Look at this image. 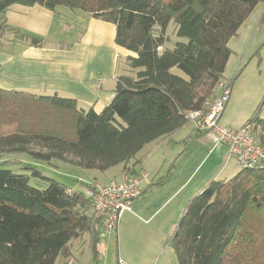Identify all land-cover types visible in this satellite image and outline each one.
Masks as SVG:
<instances>
[{
    "label": "trees",
    "instance_id": "trees-1",
    "mask_svg": "<svg viewBox=\"0 0 264 264\" xmlns=\"http://www.w3.org/2000/svg\"><path fill=\"white\" fill-rule=\"evenodd\" d=\"M264 0H0V36L19 30L2 19L13 5L65 7L115 26V44L131 55L128 74L116 77L114 96L100 112L77 108L73 99L0 89V156L23 154L37 162H61L105 172L130 163L148 144L205 111L222 82L236 36ZM175 29L170 44L167 29ZM31 45L43 39L22 33ZM176 69L180 74H176ZM226 86L231 90L232 81ZM253 126L264 148V119ZM20 166L28 173L2 167ZM172 169L152 182L160 186ZM33 176L45 188L29 185ZM97 184V183H96ZM44 178L34 164L0 162V264H55L69 259L70 243L88 235L98 263V222L84 189ZM178 264H264V163L212 181L187 203L167 240Z\"/></svg>",
    "mask_w": 264,
    "mask_h": 264
},
{
    "label": "crops",
    "instance_id": "crops-1",
    "mask_svg": "<svg viewBox=\"0 0 264 264\" xmlns=\"http://www.w3.org/2000/svg\"><path fill=\"white\" fill-rule=\"evenodd\" d=\"M2 19L19 31L0 36V89L73 99L78 109H92L96 113L111 102L116 77L121 75L120 63L131 55L115 44L113 24L65 7L51 11L39 5H13ZM22 33L42 38V45H31ZM218 94L217 88L215 96ZM227 110L228 105L219 120L221 128L237 129L247 122L228 123L224 120ZM147 148L150 154L157 151L151 160H144L146 153L142 152ZM160 150L162 153L158 154ZM166 151L168 163L164 157ZM130 163L135 171L154 173L148 174L142 194L133 202L131 210L123 213L116 232L100 234L98 263L92 258L90 238L85 235L86 245L73 248L76 241L73 240L69 248L71 257L66 260L59 256L55 264H118L119 261L178 264L167 240L187 203L212 181L229 179L239 171L226 147L218 142L217 135L209 131L197 132L190 122L170 136L146 145ZM123 168L120 164L112 178L99 182L94 177L92 183L120 181ZM169 168L172 169L169 180L152 186V182ZM101 241L105 245L104 254Z\"/></svg>",
    "mask_w": 264,
    "mask_h": 264
},
{
    "label": "rangeland",
    "instance_id": "rangeland-1",
    "mask_svg": "<svg viewBox=\"0 0 264 264\" xmlns=\"http://www.w3.org/2000/svg\"><path fill=\"white\" fill-rule=\"evenodd\" d=\"M174 29L175 27L171 23L167 29V35L170 39V44L167 45L168 47L177 40ZM228 47L231 55L224 70L223 80L232 81V84L231 94L226 104L228 105V110L224 120L228 123L232 121L233 124L239 125L250 120L256 112L260 119H264V3L257 5L245 23L239 28L237 35L229 39ZM120 64L121 74H128V68L125 66L123 60ZM173 72L180 74L176 69ZM145 150L147 151L142 152L143 154L146 153L144 160H151V156L153 159L157 154L155 150L152 154L148 152V148ZM160 153H162L161 150L158 151V154ZM164 157H168L167 151ZM11 160L21 161L23 166L26 164H34L37 166V171L42 177L54 179L63 183L66 187H75L76 189H82L83 184L92 183L95 181L94 177L101 182L107 178H112L114 173L119 171V165L115 166L116 168L113 167L107 170V172L101 173L82 170L57 161H52L49 164L37 162L23 154H6L0 156V162H11ZM168 161L169 158H167L166 162L168 163ZM2 168L9 169L14 173L31 174L30 171L25 172L20 170V166L16 165ZM146 172L148 173V171ZM162 172L163 170L160 174ZM153 173L149 172L148 174L153 175ZM29 185L39 189L46 187L43 180L33 176L29 177ZM86 243H88V240L85 241L83 237L76 239L73 243V248H81ZM104 246V241H101L103 254L106 252Z\"/></svg>",
    "mask_w": 264,
    "mask_h": 264
},
{
    "label": "built area",
    "instance_id": "built-area-1",
    "mask_svg": "<svg viewBox=\"0 0 264 264\" xmlns=\"http://www.w3.org/2000/svg\"><path fill=\"white\" fill-rule=\"evenodd\" d=\"M219 94L211 99L205 111L189 112L187 119L197 132L215 133L239 169L253 168L264 163V148L255 138L253 126L246 124L237 129L221 128L219 120L229 100L230 90L225 83L218 85ZM145 171H123L120 181L95 184L84 189L90 201L89 213L98 222L101 235L116 232L123 213L131 210L133 202L142 194V186L148 182ZM118 264H125L119 261Z\"/></svg>",
    "mask_w": 264,
    "mask_h": 264
}]
</instances>
